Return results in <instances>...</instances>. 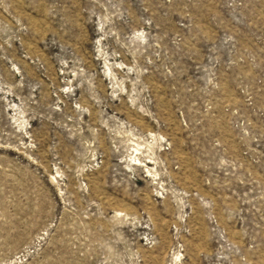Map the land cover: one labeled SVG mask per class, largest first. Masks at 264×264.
Returning a JSON list of instances; mask_svg holds the SVG:
<instances>
[{
    "label": "rangeland",
    "instance_id": "374dc122",
    "mask_svg": "<svg viewBox=\"0 0 264 264\" xmlns=\"http://www.w3.org/2000/svg\"><path fill=\"white\" fill-rule=\"evenodd\" d=\"M0 264H264V0H0Z\"/></svg>",
    "mask_w": 264,
    "mask_h": 264
}]
</instances>
